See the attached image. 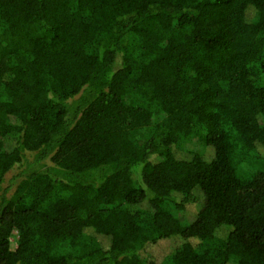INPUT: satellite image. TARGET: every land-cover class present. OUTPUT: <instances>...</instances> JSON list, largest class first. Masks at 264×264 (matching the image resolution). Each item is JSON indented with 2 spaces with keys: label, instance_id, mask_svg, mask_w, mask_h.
I'll return each mask as SVG.
<instances>
[{
  "label": "trees",
  "instance_id": "obj_1",
  "mask_svg": "<svg viewBox=\"0 0 264 264\" xmlns=\"http://www.w3.org/2000/svg\"><path fill=\"white\" fill-rule=\"evenodd\" d=\"M0 264H264V0H0Z\"/></svg>",
  "mask_w": 264,
  "mask_h": 264
},
{
  "label": "rangeland",
  "instance_id": "obj_2",
  "mask_svg": "<svg viewBox=\"0 0 264 264\" xmlns=\"http://www.w3.org/2000/svg\"><path fill=\"white\" fill-rule=\"evenodd\" d=\"M195 152H202V154H204L206 157H209L213 154V150H211L209 147H206L201 138L193 137L191 140L185 142L184 148L179 150L177 155L180 158H190ZM201 200L202 198H199L196 202L188 205V216L190 219H193L195 212L200 208ZM225 232L226 230H219L218 235H223ZM101 241L105 245L109 244V239H101ZM12 246H16L14 238H12ZM176 247L177 243L175 241H162L160 245H146L145 249L147 252L152 253L155 257H158L160 254L164 255L166 252L169 253Z\"/></svg>",
  "mask_w": 264,
  "mask_h": 264
}]
</instances>
